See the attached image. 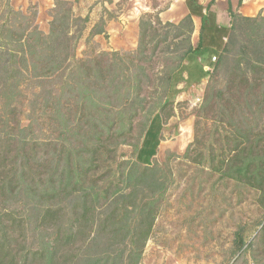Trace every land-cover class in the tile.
Instances as JSON below:
<instances>
[{
  "label": "trees",
  "instance_id": "trees-1",
  "mask_svg": "<svg viewBox=\"0 0 264 264\" xmlns=\"http://www.w3.org/2000/svg\"><path fill=\"white\" fill-rule=\"evenodd\" d=\"M67 2L57 0L47 35L40 30L36 15L15 10L11 0H0V71L5 76L0 101V264H141L161 210L164 183L157 177V166L123 161L113 170L108 157L111 145L106 151L105 144H124V107L146 110L143 81L156 67L155 51L170 33L148 55L149 45L159 37L156 26L176 30V39L185 38L184 52L170 59L166 74L171 82L168 92L174 97L178 94L172 90L174 75L193 50L194 23L191 15L179 25L164 24L158 15H145L140 21L138 49L126 53L130 66L117 51L74 59L73 65L70 34L78 22L88 18L77 17ZM233 17L225 53L234 48L236 54H245L246 45L239 41L240 31H244L258 56L251 64L261 74L253 79L239 62L230 86L216 94L210 91L198 113L195 140L185 156L201 146V120L220 106L236 133L235 156L225 175L256 190V204L264 210V146L254 133L257 121L255 126L250 124L256 105L264 106V15ZM100 25L91 35L106 34L105 23ZM224 59L222 55L218 68ZM67 69L70 75L48 93L45 107L53 120L59 117L68 143L36 139L33 123L22 126L20 107L15 103L21 83L18 75L49 79ZM228 95L240 100L225 102ZM218 97L224 99L222 105ZM164 104L160 101L152 108L163 111ZM92 112L101 118L92 119ZM87 133L94 134V142L87 141L83 147L78 140L68 139ZM210 158L214 161L213 154ZM28 232L38 237L35 247H29ZM236 242L241 248L246 244L240 234ZM246 250L253 264H264V225L259 239Z\"/></svg>",
  "mask_w": 264,
  "mask_h": 264
},
{
  "label": "rangeland",
  "instance_id": "rangeland-1",
  "mask_svg": "<svg viewBox=\"0 0 264 264\" xmlns=\"http://www.w3.org/2000/svg\"><path fill=\"white\" fill-rule=\"evenodd\" d=\"M105 1L114 3V0H68V8L73 9L77 17L88 18L87 22H78L71 31L70 44L74 55L71 64L76 63L74 59L84 60L96 57L102 52L114 51L106 50V47L125 45L129 47L133 44L132 41L112 42L108 35L102 37L91 35L96 26L97 29L102 28L100 24L104 22L101 18L103 13L109 18H116L118 16L116 12L123 9L130 10L132 7V2L129 3V0H119L112 12H109L104 9ZM172 1H145V4L150 6V11L145 12L142 17L158 15V11L167 8ZM56 2L57 0H11V5L17 11L31 16L36 15L40 30L49 35L53 20L52 11ZM156 28L159 37L149 45L148 55L153 53L157 42L163 41L166 34L170 33L167 42L161 43L155 51L156 67L150 70L149 79L144 78L143 81L146 92L143 93L142 98L146 99L143 104L146 110L142 108L135 110V106L124 107L121 115L125 123L122 127L124 144H105L106 151L111 145L108 157L111 162L109 165L113 170L123 161H129V165L138 162L145 165L142 162L141 152L146 147L152 151L145 154L149 160L151 154H156L148 166H157V177H160L164 183L165 194L141 264H235L238 259V264H253L251 254L246 249L261 235L264 210L256 204L258 197L256 190L245 182L236 181L225 175L229 170L228 162L235 156L233 137L236 133L230 126L229 116L220 110V106L216 105V108L201 120L199 135L201 146L193 149L190 156L185 155L189 145L195 140L198 113L210 91L211 94H216L222 89H227L239 62L243 63L241 67L246 69L253 79L259 77L260 68L251 64L258 57L256 51L247 42L244 31H240L239 41L246 45L245 54H236L237 50L234 48H231V53L226 54L224 48L222 53L217 55V61H214L215 67L210 72L205 86L176 100L174 93L168 92L171 82L167 81L166 74L171 63L170 59L180 57L184 52L185 38L176 39V30L172 28L164 26H156ZM127 32L130 36L133 35L130 29ZM137 49L138 45L134 50L117 51L122 55L126 66H130L126 53ZM222 55H225V59L223 65L218 68L217 64ZM69 75L68 69L49 79H24L18 75L21 83L15 103L20 107L19 117L22 126L27 127L33 123V136L36 139H58L68 143L61 133L63 128L59 125L60 120L57 122L59 117L52 119L50 110L45 107V101L48 93L57 90ZM3 77L5 78L0 71V101H3L5 93ZM174 86L173 84V91H175ZM224 98L225 102L232 103L240 100L235 95ZM217 100L220 105L224 103L223 98L218 97ZM160 101L167 105L163 111L152 108ZM134 110L138 112L136 115ZM253 114L254 121L250 124L255 126L257 121L258 125L254 133L258 135L261 145L264 146V119L261 120L262 117L264 118V106L256 105ZM91 117L99 119L101 115L92 112ZM155 117H160L163 132L160 137L152 141L148 138V134ZM234 119L238 120V116H234ZM238 124L240 125V121ZM93 136V133H87L84 136H68V139L78 140L83 147L87 141L94 142ZM212 154L214 161L210 158ZM27 234L29 247H35L38 237L34 232ZM238 234L245 239L246 244L242 245V248L241 244L236 242Z\"/></svg>",
  "mask_w": 264,
  "mask_h": 264
},
{
  "label": "crops",
  "instance_id": "crops-1",
  "mask_svg": "<svg viewBox=\"0 0 264 264\" xmlns=\"http://www.w3.org/2000/svg\"><path fill=\"white\" fill-rule=\"evenodd\" d=\"M145 1L148 0H129V3L132 2L130 10L123 9L116 12L118 15L116 18H109L106 13L101 15L106 25V34L96 35L97 37L108 35L112 42L132 41L133 43L129 47L126 45L114 48L106 47V50H134L137 48L142 15L150 11V6L145 4ZM118 2L119 0H114V3L105 1L104 9L112 12ZM189 15L194 23L191 35L193 50L188 54L181 69L174 75V89L178 91L176 100L205 86L210 72L215 67L213 58L222 53L231 34L234 24L233 16L256 18L264 15V0H173L167 8L158 11V16L164 24L179 25ZM128 29L133 32L132 36L127 32ZM149 132L148 138L152 141L160 137L163 132L160 117L155 118ZM148 149L150 150L149 147H146L141 152L142 162L145 165H150L156 157L154 153L150 155V160L145 157V154L152 152Z\"/></svg>",
  "mask_w": 264,
  "mask_h": 264
},
{
  "label": "built area",
  "instance_id": "built-area-1",
  "mask_svg": "<svg viewBox=\"0 0 264 264\" xmlns=\"http://www.w3.org/2000/svg\"><path fill=\"white\" fill-rule=\"evenodd\" d=\"M213 61H217V57H214V58H213Z\"/></svg>",
  "mask_w": 264,
  "mask_h": 264
}]
</instances>
